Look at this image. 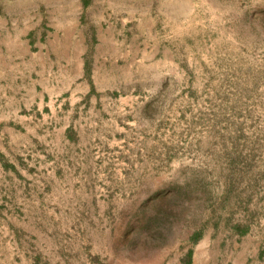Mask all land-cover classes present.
I'll return each mask as SVG.
<instances>
[{"label":"rangeland","instance_id":"rangeland-1","mask_svg":"<svg viewBox=\"0 0 264 264\" xmlns=\"http://www.w3.org/2000/svg\"><path fill=\"white\" fill-rule=\"evenodd\" d=\"M0 264H264V0H0Z\"/></svg>","mask_w":264,"mask_h":264}]
</instances>
